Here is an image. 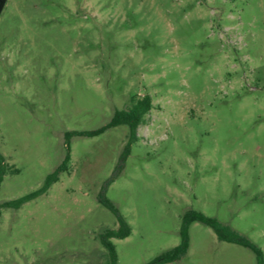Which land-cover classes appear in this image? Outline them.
Returning <instances> with one entry per match:
<instances>
[{
  "label": "rangeland",
  "instance_id": "rangeland-1",
  "mask_svg": "<svg viewBox=\"0 0 264 264\" xmlns=\"http://www.w3.org/2000/svg\"><path fill=\"white\" fill-rule=\"evenodd\" d=\"M153 109L130 140L107 125L133 96ZM0 264H148L202 212L264 253V0H9L0 18ZM169 264H258L201 223Z\"/></svg>",
  "mask_w": 264,
  "mask_h": 264
},
{
  "label": "trees",
  "instance_id": "trees-1",
  "mask_svg": "<svg viewBox=\"0 0 264 264\" xmlns=\"http://www.w3.org/2000/svg\"><path fill=\"white\" fill-rule=\"evenodd\" d=\"M8 1L9 0H0V18L6 8ZM152 109L153 100L150 95H145L142 98L133 96L130 99L129 105L123 110H116L112 120L102 128L90 132L67 133L66 138L68 139L71 136L100 135L108 129L121 125H126L129 127L130 140L119 159L115 175L111 178L110 181L107 182L105 189H107L109 183L115 180V178L119 176L125 168L126 161L131 152V145L138 141V129L141 125L146 123V116L151 112ZM68 152L69 153L66 156L64 163L59 166L51 175L48 176L45 185L40 190L23 199L14 202H7L3 205H0V208L13 207L15 205L20 206L22 203L45 193L54 183L59 181L60 174L64 171H67V166L71 159L70 151ZM4 174V159L0 155V183L2 182ZM99 202L107 209H109L116 216L118 221V229H107L100 235V242L106 250L107 264H118V254L114 240L127 238L131 234V226L127 222L125 217L120 213L119 209L109 199H107L105 195L102 194L100 196ZM194 223H201L213 229L220 241L240 245L251 250L257 258V263L264 264V253L262 249L258 247L254 242H252L249 238L234 231L230 227L223 225L216 218L208 217L202 212H198L195 210H189L183 215L182 226L180 230L181 243L177 247L162 253L148 264H169L179 261L182 257H184L189 251L190 227Z\"/></svg>",
  "mask_w": 264,
  "mask_h": 264
}]
</instances>
